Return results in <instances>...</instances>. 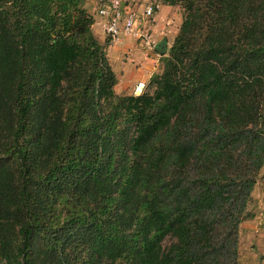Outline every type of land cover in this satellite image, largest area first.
Listing matches in <instances>:
<instances>
[{"label":"trees","instance_id":"trees-1","mask_svg":"<svg viewBox=\"0 0 264 264\" xmlns=\"http://www.w3.org/2000/svg\"><path fill=\"white\" fill-rule=\"evenodd\" d=\"M87 1L0 0V264H239L264 0H163L185 16L140 95L116 92Z\"/></svg>","mask_w":264,"mask_h":264},{"label":"crops","instance_id":"crops-1","mask_svg":"<svg viewBox=\"0 0 264 264\" xmlns=\"http://www.w3.org/2000/svg\"><path fill=\"white\" fill-rule=\"evenodd\" d=\"M152 2H148L146 4H135V6L140 8V14L138 15L136 25L138 29L152 32V40L154 42V47L152 49L144 48L142 42L129 36H124L123 41L120 43L111 42L103 28L104 20L98 13L100 2L98 0H88L86 2L87 9L95 19V23L93 25L95 34L102 44H108L107 51L114 69L116 72L120 73V77H122L123 80L122 82H126V84L138 83L139 81H145L149 84L150 79L153 75L160 74L163 71L162 56L165 55L168 50L167 44L169 41L172 42V40L175 39L176 34L178 33V31H176L175 33L170 32L172 28L167 26V24L163 22V17H167V20H173L172 17H170L171 15L168 13L169 10L174 11V8H172L171 5L163 3L161 6V4L159 3L160 8L151 18L144 14L143 10L145 6L151 4ZM162 50H165L166 53H162ZM129 52H132L134 58L138 60L137 63L139 64V66L137 65V63L130 62L129 60H124L125 53L129 54ZM262 170V172L264 173V167L262 168ZM263 175V180L261 179L259 181L253 191L256 214L260 211L264 213ZM255 218L256 216L254 217V219Z\"/></svg>","mask_w":264,"mask_h":264},{"label":"rangeland","instance_id":"rangeland-1","mask_svg":"<svg viewBox=\"0 0 264 264\" xmlns=\"http://www.w3.org/2000/svg\"><path fill=\"white\" fill-rule=\"evenodd\" d=\"M158 2L163 4V0H122L126 6H134L136 3H143L146 4L148 2ZM165 4V3H164ZM173 10H169V14L171 15L173 20H167V17H163V22L167 24V26L171 27L172 30L170 32H176L178 31V28L182 21L184 20L185 11L181 5H171ZM177 14V15H176ZM174 17H173V16ZM169 31V30H168ZM175 40V39H174ZM174 40L172 42H168V49L173 45ZM123 41V40H122ZM121 41V42H122ZM120 43V42H119ZM169 54L166 53L162 56V65L163 68L165 66V60L166 57ZM125 61L129 60L130 62L137 63L138 60L134 58L132 55V52L125 53ZM112 63V61H111ZM113 65V64H112ZM139 66V64L137 63ZM114 68V66H113ZM115 70V69H114ZM118 83L116 85V92L119 95H130L134 94V87L136 83L126 84V82H122V77H120V73L116 72ZM159 74H155L151 77L150 82L148 84L147 91H153L156 87V84L153 83L154 77L158 76ZM128 87V88H126ZM263 171V170H262ZM261 171L262 175L264 174ZM264 176V175H263ZM263 180V178H261ZM249 208L251 212L253 213V216L244 221L240 226V238H239V246H240V255H239V264H264V213L258 212L256 214L255 212V199L252 198V201L250 202ZM258 215V218H257ZM256 218L254 219V217ZM246 224V225H245Z\"/></svg>","mask_w":264,"mask_h":264},{"label":"built area","instance_id":"built-area-1","mask_svg":"<svg viewBox=\"0 0 264 264\" xmlns=\"http://www.w3.org/2000/svg\"><path fill=\"white\" fill-rule=\"evenodd\" d=\"M159 8L158 2H152L145 6L143 12L151 18ZM98 13L104 20L103 28L111 42L118 43L123 40L124 36H129L142 42L144 48L152 49L154 47L152 32L138 29L136 25L140 14L139 7L126 6L122 0H103L100 2ZM147 88L148 83L139 81L134 87V94L140 95Z\"/></svg>","mask_w":264,"mask_h":264}]
</instances>
